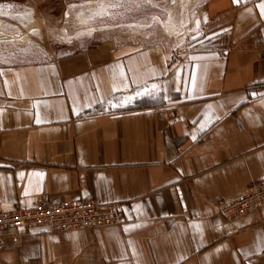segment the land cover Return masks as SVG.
Instances as JSON below:
<instances>
[{
    "label": "crops",
    "instance_id": "obj_1",
    "mask_svg": "<svg viewBox=\"0 0 264 264\" xmlns=\"http://www.w3.org/2000/svg\"><path fill=\"white\" fill-rule=\"evenodd\" d=\"M261 3L189 6L181 50L158 29L0 61V210L92 199L127 218L8 234L0 264H264V207L218 210L264 176Z\"/></svg>",
    "mask_w": 264,
    "mask_h": 264
},
{
    "label": "rangeland",
    "instance_id": "obj_2",
    "mask_svg": "<svg viewBox=\"0 0 264 264\" xmlns=\"http://www.w3.org/2000/svg\"><path fill=\"white\" fill-rule=\"evenodd\" d=\"M201 4L202 0H65L40 13L32 5L0 3V61H38L106 38H150L158 29L181 50L189 6L194 5L193 19Z\"/></svg>",
    "mask_w": 264,
    "mask_h": 264
},
{
    "label": "built area",
    "instance_id": "obj_3",
    "mask_svg": "<svg viewBox=\"0 0 264 264\" xmlns=\"http://www.w3.org/2000/svg\"><path fill=\"white\" fill-rule=\"evenodd\" d=\"M264 207V176L252 182L240 196L218 202L220 216L235 221ZM127 218L119 203L100 204L92 199L53 200L32 207L0 210V251L4 237L69 232L122 225Z\"/></svg>",
    "mask_w": 264,
    "mask_h": 264
},
{
    "label": "snow or ice",
    "instance_id": "obj_4",
    "mask_svg": "<svg viewBox=\"0 0 264 264\" xmlns=\"http://www.w3.org/2000/svg\"><path fill=\"white\" fill-rule=\"evenodd\" d=\"M234 2H238V0H234ZM259 8H260L261 14L264 15V3H261L259 5ZM153 87H155V86H153ZM193 138H195V137H193Z\"/></svg>",
    "mask_w": 264,
    "mask_h": 264
}]
</instances>
